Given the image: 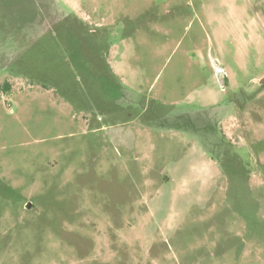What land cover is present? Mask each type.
<instances>
[{"label": "rangeland", "instance_id": "rangeland-1", "mask_svg": "<svg viewBox=\"0 0 264 264\" xmlns=\"http://www.w3.org/2000/svg\"><path fill=\"white\" fill-rule=\"evenodd\" d=\"M0 264H264V0H0Z\"/></svg>", "mask_w": 264, "mask_h": 264}, {"label": "trees", "instance_id": "trees-1", "mask_svg": "<svg viewBox=\"0 0 264 264\" xmlns=\"http://www.w3.org/2000/svg\"><path fill=\"white\" fill-rule=\"evenodd\" d=\"M8 87H9L8 84H5V89H6V90L8 89Z\"/></svg>", "mask_w": 264, "mask_h": 264}]
</instances>
